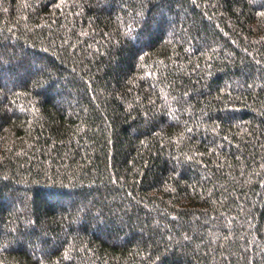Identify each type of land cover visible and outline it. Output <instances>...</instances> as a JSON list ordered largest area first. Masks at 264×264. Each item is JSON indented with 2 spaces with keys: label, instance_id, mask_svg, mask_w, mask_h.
<instances>
[{
  "label": "trees",
  "instance_id": "trees-1",
  "mask_svg": "<svg viewBox=\"0 0 264 264\" xmlns=\"http://www.w3.org/2000/svg\"><path fill=\"white\" fill-rule=\"evenodd\" d=\"M0 264H264V0H0Z\"/></svg>",
  "mask_w": 264,
  "mask_h": 264
}]
</instances>
